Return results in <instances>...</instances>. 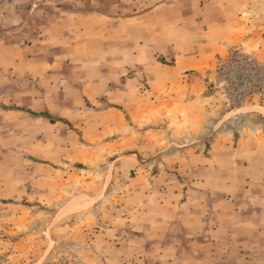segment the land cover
<instances>
[{
  "label": "rangeland",
  "instance_id": "374dc122",
  "mask_svg": "<svg viewBox=\"0 0 264 264\" xmlns=\"http://www.w3.org/2000/svg\"><path fill=\"white\" fill-rule=\"evenodd\" d=\"M209 1L183 72L164 0H0V264H264V0Z\"/></svg>",
  "mask_w": 264,
  "mask_h": 264
},
{
  "label": "crops",
  "instance_id": "0c3cea01",
  "mask_svg": "<svg viewBox=\"0 0 264 264\" xmlns=\"http://www.w3.org/2000/svg\"><path fill=\"white\" fill-rule=\"evenodd\" d=\"M181 1L182 0H164V28L171 23L170 26L164 29V42L169 40L166 41L167 45L164 47V55L166 56V54L172 53L176 68L185 72L191 68H195L199 64H203L208 57L214 55L223 39L233 38L238 35L240 33L238 30L240 22L237 18L233 17L229 19L217 17V21L214 22V26L212 25V29L207 31L208 37L202 36L201 39L197 40L196 46L198 45L199 51L197 47H194L193 50L184 49L180 43V36L185 29L183 23L185 19L184 12L182 13L181 10H179L182 5ZM209 4L212 5L213 1H209ZM167 7L170 8L169 11L166 10ZM246 25L247 24H245V26ZM174 30L179 32V35H170L169 32Z\"/></svg>",
  "mask_w": 264,
  "mask_h": 264
}]
</instances>
